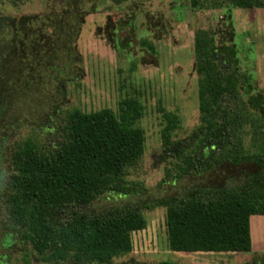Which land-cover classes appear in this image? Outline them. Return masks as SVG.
Listing matches in <instances>:
<instances>
[{"label":"trees","instance_id":"16d2710c","mask_svg":"<svg viewBox=\"0 0 264 264\" xmlns=\"http://www.w3.org/2000/svg\"><path fill=\"white\" fill-rule=\"evenodd\" d=\"M29 1L0 0V7ZM64 1L35 16L7 15L0 9V132L12 128L9 117L16 100L27 99L45 78L66 75L68 65L77 62L76 42L88 12L84 0ZM190 4L197 10L264 8V0ZM124 27L116 26L110 37L121 47L116 35ZM233 35L220 42L214 30L195 31L200 121L186 148L173 140L180 117L160 108L163 151L182 154L187 172L225 161L264 164V89L243 62L250 59L251 45L240 46ZM141 44L156 53L150 40ZM143 114V103L134 97L122 99L119 112L75 108L67 111L63 140L53 150L46 151L30 136L13 142L0 206V264H37L36 258L40 264H113L134 250L133 233L148 224L143 211L155 207L166 208L173 252L253 251L251 217L264 216V174L229 190L194 188L150 203L85 210L105 194L125 198L143 190L127 181L128 169L145 153L146 132L139 125Z\"/></svg>","mask_w":264,"mask_h":264},{"label":"rangeland","instance_id":"374dc122","mask_svg":"<svg viewBox=\"0 0 264 264\" xmlns=\"http://www.w3.org/2000/svg\"><path fill=\"white\" fill-rule=\"evenodd\" d=\"M84 1L88 13L76 42L77 62L68 65L66 75L47 77L27 99L16 100L9 117L12 128L0 132V206L11 171L14 141L30 136L38 139L46 151L53 150L63 140L67 111L111 108L119 112V102L129 97L143 103L139 125L146 132V144L141 161L128 169L127 181L143 190L125 198L105 194L94 205L85 207L86 211L150 203L182 196L194 188L229 190L264 174V164L255 160L183 170L182 154L163 151L165 120L160 112L162 107L180 117V127L173 136L180 148L192 143L200 121L194 71V34L199 28L216 31L220 42L233 39L235 34L240 46L251 45L250 59L243 62L245 66L250 64L258 87L264 89V8L197 10L191 0H127L122 4L113 0ZM63 2L30 0L18 6L5 3L0 9L7 15L35 16ZM122 25L124 29L116 36L123 47L110 41L111 32ZM144 38L155 45L156 53L142 46ZM143 213L147 228L133 233L134 250L113 264H264V259L260 260L264 257L262 215L251 217L250 253H178L168 246L166 208L145 209ZM35 260L40 264V259Z\"/></svg>","mask_w":264,"mask_h":264},{"label":"flooded vegetation","instance_id":"af4514ba","mask_svg":"<svg viewBox=\"0 0 264 264\" xmlns=\"http://www.w3.org/2000/svg\"><path fill=\"white\" fill-rule=\"evenodd\" d=\"M264 259V257L263 258H261L260 260H263Z\"/></svg>","mask_w":264,"mask_h":264}]
</instances>
